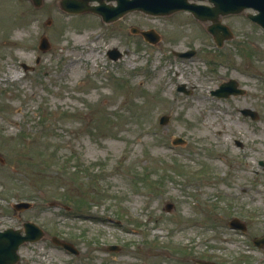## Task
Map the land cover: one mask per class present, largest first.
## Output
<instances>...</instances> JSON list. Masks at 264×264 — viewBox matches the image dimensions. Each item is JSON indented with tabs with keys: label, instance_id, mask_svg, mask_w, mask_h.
<instances>
[{
	"label": "rangeland",
	"instance_id": "rangeland-1",
	"mask_svg": "<svg viewBox=\"0 0 264 264\" xmlns=\"http://www.w3.org/2000/svg\"><path fill=\"white\" fill-rule=\"evenodd\" d=\"M221 21L233 37L217 46L187 11L106 23L59 0H0V229L33 220L79 250L23 244L16 264H264V30L245 11ZM229 78L245 94H211Z\"/></svg>",
	"mask_w": 264,
	"mask_h": 264
},
{
	"label": "water",
	"instance_id": "water-1",
	"mask_svg": "<svg viewBox=\"0 0 264 264\" xmlns=\"http://www.w3.org/2000/svg\"><path fill=\"white\" fill-rule=\"evenodd\" d=\"M91 1L98 2L97 4H90ZM115 1V4L109 2ZM212 5H201L189 0H59V6L62 10L69 13H82L94 12L99 14L105 22L114 21L119 19L124 14L139 10L146 14L151 15H166L177 10H189L196 18L201 21L207 19L212 20V24L207 27V30L213 35L217 45H221L224 39L232 37L231 30L220 22V16L229 13H239L247 7H254L258 10L255 14H248V16L264 28V0H208ZM35 6H39L42 0H32ZM133 32H139L142 36L152 42L156 43L159 40V35L153 30H138L132 27ZM49 47V42L45 36H41L39 41V48L46 50ZM110 58L116 60L121 56V52L116 48L107 51ZM179 56L188 57L194 54V50L185 52H176ZM29 66L24 64V68ZM177 90L189 93L184 84H179ZM245 90L238 87V82L230 78L227 81L221 82L219 86L211 91L212 94L218 97H227L229 95L243 94ZM244 115H250L251 118H257V113L249 108L241 109ZM166 116L161 117V123H165ZM180 137L174 140V143L182 142ZM239 143V142H238ZM263 164V162H260ZM31 206L28 201H19L13 204L16 210L27 209ZM166 209L170 210L172 204H166ZM231 227L245 229V225L239 221L237 217L229 221ZM45 235L44 231L36 223L32 221L23 222L21 228L7 227L0 230V264H16L20 259L18 253L19 246L26 242H33L41 239ZM55 244L62 245L65 249L77 254L78 250L69 242L58 238L52 237ZM254 243L258 246L264 244V234L254 238ZM109 249L117 250V245L108 247ZM206 264H218L209 261H199Z\"/></svg>",
	"mask_w": 264,
	"mask_h": 264
},
{
	"label": "flooded vegetation",
	"instance_id": "flooded-vegetation-1",
	"mask_svg": "<svg viewBox=\"0 0 264 264\" xmlns=\"http://www.w3.org/2000/svg\"><path fill=\"white\" fill-rule=\"evenodd\" d=\"M53 235H55V233H45V236L41 239V240H39V241H37V242H34V243H27V245H31V244H33V245H35V244H41V246H43V247H45L46 245H51V244H53L56 248H59V249H62V250H64V251H66L61 245H55L53 242H52V236Z\"/></svg>",
	"mask_w": 264,
	"mask_h": 264
},
{
	"label": "bare ground",
	"instance_id": "bare-ground-1",
	"mask_svg": "<svg viewBox=\"0 0 264 264\" xmlns=\"http://www.w3.org/2000/svg\"><path fill=\"white\" fill-rule=\"evenodd\" d=\"M75 43L77 44L78 42H75ZM71 71H72L73 74H77V73H78V69H77V66H76L75 61H72V64H71ZM17 76H18V72L15 71L14 74H13V76H12V78H13V79H16Z\"/></svg>",
	"mask_w": 264,
	"mask_h": 264
}]
</instances>
